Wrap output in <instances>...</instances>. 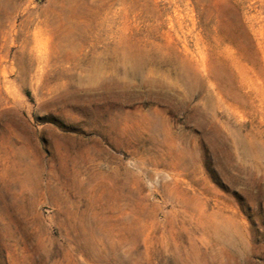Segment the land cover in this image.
<instances>
[{"label":"rangeland","instance_id":"obj_1","mask_svg":"<svg viewBox=\"0 0 264 264\" xmlns=\"http://www.w3.org/2000/svg\"><path fill=\"white\" fill-rule=\"evenodd\" d=\"M0 264H264V0H0Z\"/></svg>","mask_w":264,"mask_h":264}]
</instances>
